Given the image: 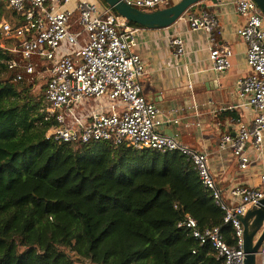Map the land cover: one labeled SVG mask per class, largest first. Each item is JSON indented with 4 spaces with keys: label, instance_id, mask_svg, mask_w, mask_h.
<instances>
[{
    "label": "built area",
    "instance_id": "2783aa9c",
    "mask_svg": "<svg viewBox=\"0 0 264 264\" xmlns=\"http://www.w3.org/2000/svg\"><path fill=\"white\" fill-rule=\"evenodd\" d=\"M120 1L142 11H153L179 0ZM69 2L0 0V49L9 54L4 64L15 83L44 82V120L53 122L46 138L58 145L103 141L135 150L183 155L224 211V221L232 228L233 244L224 241L218 227L201 229L190 216L177 227L186 229L199 246L209 245L217 264H244V228L239 217L257 208L264 198V164L256 176V185L236 186L230 190L231 200L224 199L211 173L208 154L159 130L160 111L145 99L140 85L146 74L134 50V35L140 27L130 25L98 0H80L74 10L63 8ZM216 3L231 4L244 19L236 34L246 45L248 73L237 80L235 90L240 106L249 107L254 115L249 126L236 119L234 134L222 135L220 149H229L238 168L246 170L252 162L248 145L254 160L262 159L264 14L254 0ZM7 12L15 13L20 24L14 26ZM187 22L191 31L206 34L212 70L218 74L228 71L233 52L218 41L221 31L217 16L204 10L189 15ZM167 41L175 57L185 54L181 37L169 36ZM257 259L264 264V240L258 248L256 264Z\"/></svg>",
    "mask_w": 264,
    "mask_h": 264
},
{
    "label": "trees",
    "instance_id": "16d2710c",
    "mask_svg": "<svg viewBox=\"0 0 264 264\" xmlns=\"http://www.w3.org/2000/svg\"><path fill=\"white\" fill-rule=\"evenodd\" d=\"M7 59L0 49V264L218 263L177 227L190 216L233 244L224 211L183 155L53 143L45 85L38 97L36 83L13 82Z\"/></svg>",
    "mask_w": 264,
    "mask_h": 264
},
{
    "label": "crops",
    "instance_id": "0c3cea01",
    "mask_svg": "<svg viewBox=\"0 0 264 264\" xmlns=\"http://www.w3.org/2000/svg\"><path fill=\"white\" fill-rule=\"evenodd\" d=\"M79 1L70 0L63 8L74 10ZM204 10L217 16L221 31L218 41L233 52L231 67L223 74L211 68L206 34L191 31L188 26L187 17ZM243 23L244 19L231 4L218 5L216 0H204L171 26L140 27L134 35V50L146 68V74L140 79L142 93L160 111V132L176 135L183 144L208 154L211 173L222 190V197L228 201L232 188L256 185V176L264 164V140L260 161L254 160V152L248 145L252 162L246 170L238 168L229 149H220L222 135L234 134L235 120L249 126L254 115L249 107L240 106L235 90L237 80L248 73L246 45L236 34ZM169 36L181 37L184 55L174 56L167 41Z\"/></svg>",
    "mask_w": 264,
    "mask_h": 264
},
{
    "label": "water",
    "instance_id": "95a60500",
    "mask_svg": "<svg viewBox=\"0 0 264 264\" xmlns=\"http://www.w3.org/2000/svg\"><path fill=\"white\" fill-rule=\"evenodd\" d=\"M102 1L106 6L114 10L116 14L125 18L128 23L136 24L146 29H161L173 25L190 8L201 4L204 0H179L170 7L149 12L127 6L120 0ZM254 1L264 14V0ZM239 219L244 228V264H256V254L264 240V198L260 201L257 208L249 209Z\"/></svg>",
    "mask_w": 264,
    "mask_h": 264
},
{
    "label": "rangeland",
    "instance_id": "374dc122",
    "mask_svg": "<svg viewBox=\"0 0 264 264\" xmlns=\"http://www.w3.org/2000/svg\"><path fill=\"white\" fill-rule=\"evenodd\" d=\"M146 12H149V11H146ZM1 77L4 79L5 78V75H1ZM44 84L43 81H38L36 82V85L33 86L32 88V93L35 95V96H40L41 95V86ZM257 264H259V260L257 259Z\"/></svg>",
    "mask_w": 264,
    "mask_h": 264
}]
</instances>
